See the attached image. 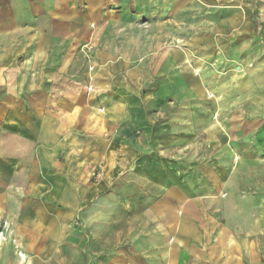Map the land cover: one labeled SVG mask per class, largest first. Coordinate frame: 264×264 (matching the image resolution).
<instances>
[{
    "label": "rangeland",
    "instance_id": "374dc122",
    "mask_svg": "<svg viewBox=\"0 0 264 264\" xmlns=\"http://www.w3.org/2000/svg\"><path fill=\"white\" fill-rule=\"evenodd\" d=\"M211 12L209 7L189 8L181 31L179 23L172 22L171 37L162 40L172 48L165 55L171 59L167 69H133L119 57L113 64L104 60L106 67L112 64L110 70L95 71L92 55L82 53L71 57L75 68L60 71L58 78L38 85L33 71L27 86L14 89L18 95L0 96V176L10 177L5 186L11 205L43 209L40 214H13L17 224L38 217L46 227H54L51 237L57 233L82 244L99 232L87 223L116 221L119 212L125 224L120 236L124 246L137 243L134 248L146 258L153 248L149 242L165 235L156 228V202L168 200L174 206L173 196L180 192L199 213L204 211L189 219L194 228L185 236L193 242L194 256L187 264H260L264 103H246L252 111L245 112V102L231 101V94L245 91L247 81L243 77L231 83V32L224 23L231 2H221L214 11L219 31L213 41L209 25L203 23L202 31L200 22ZM189 25L197 27L190 31ZM203 47L204 54L198 51ZM61 56L53 55L54 61ZM195 60L206 63L203 71H195ZM217 60L221 68L212 65ZM202 75L205 95L223 94L229 100H199L203 97L197 95L196 83ZM212 121L223 132L221 143L226 146L221 144V150L207 134ZM161 166L166 175L161 170L154 177L151 173ZM203 185L211 186L210 196H198ZM5 222L0 227L9 230L12 221ZM222 225L231 228L235 247L206 246L203 255V240L227 234V229H218ZM228 253L239 263L223 258Z\"/></svg>",
    "mask_w": 264,
    "mask_h": 264
},
{
    "label": "crops",
    "instance_id": "0c3cea01",
    "mask_svg": "<svg viewBox=\"0 0 264 264\" xmlns=\"http://www.w3.org/2000/svg\"><path fill=\"white\" fill-rule=\"evenodd\" d=\"M221 2L228 6L231 2V15L224 21L227 32H231V83H237L243 77L247 80L243 83L245 91L240 95L231 94V101L245 102V112H250L251 105L246 103H264V0H0V96L18 95L14 89L20 84L27 86L32 80L27 78L33 71L38 85L43 79L58 78L60 71L75 68L71 57L75 59L82 53L92 55L95 71L110 70L119 57L118 61L133 69H167L171 59H166L165 55L171 53L172 48H167L163 39L171 37L172 22L179 23L181 31V19L189 8L209 7L212 12L205 19L203 15L200 22L202 31L203 23L209 25L213 41L219 31L218 16L214 11ZM194 27L197 26L189 25L186 29L191 31L196 29ZM212 49V46L207 48L209 53ZM204 50L203 47L198 51L204 54ZM58 54L62 55L60 61H54L53 55ZM105 59H111L112 64L106 67ZM191 63L197 73L205 69L204 61ZM225 64L229 66V63ZM212 65L221 68L218 60ZM213 77L210 79L212 86ZM102 78L99 74L96 79L100 82ZM205 84L202 75L196 83L197 95L203 97L199 96V100L212 103L229 100L223 94L205 95ZM252 87H258L260 91H252ZM23 92L29 91L25 89ZM180 99L188 100V97ZM219 127L217 121H212L207 134L221 150L224 143H221L223 132ZM163 166L151 174L155 177ZM162 174L166 175L165 170ZM6 180H10L9 175L0 176V184L4 187L0 190V226L3 221L12 223L9 230L4 229L6 226L0 227L3 228L0 233V264H81L82 260V264H141V261L142 264H187L189 257L194 256L190 248L193 242L185 235L194 228L189 219L193 214H203L204 211L201 209L199 213L198 207L191 206L180 192L173 196L174 206L167 199L156 202L154 213L159 224L156 228L165 230V235L158 241L149 242L153 248L146 258H141L139 250L134 248L137 243L124 246L122 242L123 237L120 236L125 224L120 221L119 212H116V221L87 223L98 227L99 232L84 239L82 244L70 236L59 237L57 233L51 237L54 227H46L38 217L25 218L17 224L13 214H40L43 209L12 206ZM211 190V186L203 185L197 193L199 197H207ZM220 228L228 230L225 236L214 237L210 241L202 239L203 255L208 250L206 246L231 250L235 247L237 240L233 234L230 235L231 228L223 225L218 226ZM175 232L177 234L173 236ZM262 238L264 245V236ZM242 255L244 262L246 259ZM224 256L230 262L239 263L230 253ZM260 257L261 260L256 262L264 264V249Z\"/></svg>",
    "mask_w": 264,
    "mask_h": 264
},
{
    "label": "built area",
    "instance_id": "2783aa9c",
    "mask_svg": "<svg viewBox=\"0 0 264 264\" xmlns=\"http://www.w3.org/2000/svg\"><path fill=\"white\" fill-rule=\"evenodd\" d=\"M4 224H6V222H5V221H3V222H2V225H4ZM2 225H1V226H2ZM0 233H1V231H0Z\"/></svg>",
    "mask_w": 264,
    "mask_h": 264
}]
</instances>
